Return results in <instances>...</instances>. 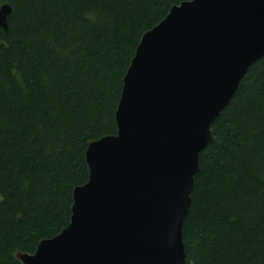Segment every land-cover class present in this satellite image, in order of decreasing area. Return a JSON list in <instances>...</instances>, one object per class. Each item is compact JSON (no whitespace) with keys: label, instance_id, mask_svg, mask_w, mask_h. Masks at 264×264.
<instances>
[{"label":"trees","instance_id":"1","mask_svg":"<svg viewBox=\"0 0 264 264\" xmlns=\"http://www.w3.org/2000/svg\"><path fill=\"white\" fill-rule=\"evenodd\" d=\"M187 0H0V264L68 224L87 143L116 132L141 34ZM201 151L182 227L187 264H264V56Z\"/></svg>","mask_w":264,"mask_h":264},{"label":"water","instance_id":"2","mask_svg":"<svg viewBox=\"0 0 264 264\" xmlns=\"http://www.w3.org/2000/svg\"><path fill=\"white\" fill-rule=\"evenodd\" d=\"M11 6H0L7 31ZM116 132L87 143L68 224L20 264H187L182 237L201 151L247 67L264 56V0H187L141 34Z\"/></svg>","mask_w":264,"mask_h":264}]
</instances>
